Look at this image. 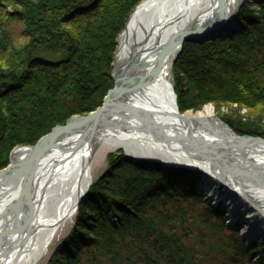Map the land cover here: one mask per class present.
Instances as JSON below:
<instances>
[{"label":"trees","instance_id":"trees-1","mask_svg":"<svg viewBox=\"0 0 264 264\" xmlns=\"http://www.w3.org/2000/svg\"><path fill=\"white\" fill-rule=\"evenodd\" d=\"M141 1L18 0L15 14L24 22L25 41L8 47L0 26V168L13 146L33 144L55 124L101 104L113 86L117 37ZM258 3L257 16L237 17L239 27L218 40L186 43L172 71L182 112L213 103L236 132L264 137V0ZM74 88L82 92L79 103L86 104L65 111ZM116 158L121 171L109 174L111 186L90 187L61 246L72 264H85L82 252L89 247H94L92 264H102L95 259L99 250L112 256L110 264H135L138 258L143 264H205L209 250L196 246L184 226L190 210L164 206L174 197L188 205L202 201L194 186L200 172L149 166L123 153ZM111 210L119 215L117 224L109 221ZM206 211L205 222L213 217L212 226L227 227L220 206L207 205ZM238 239L232 264H264V238L249 244ZM52 260L49 264H56Z\"/></svg>","mask_w":264,"mask_h":264},{"label":"bare ground","instance_id":"bare-ground-1","mask_svg":"<svg viewBox=\"0 0 264 264\" xmlns=\"http://www.w3.org/2000/svg\"><path fill=\"white\" fill-rule=\"evenodd\" d=\"M238 1L138 4L118 38L115 56V77L128 75L94 128L87 131L91 122H77L76 117L73 126L40 147L25 177L21 166L29 146L16 147L12 162L0 170V264L40 263L89 191L91 159L99 149L123 148L174 167L199 166L210 177L205 179L207 200L214 197L223 207L222 201L229 202L245 236L252 241L264 238V143L235 133L215 116L212 106L180 113L169 78L179 50L175 42L190 32L230 25L221 22ZM219 182L231 194L219 193Z\"/></svg>","mask_w":264,"mask_h":264},{"label":"rangeland","instance_id":"rangeland-1","mask_svg":"<svg viewBox=\"0 0 264 264\" xmlns=\"http://www.w3.org/2000/svg\"><path fill=\"white\" fill-rule=\"evenodd\" d=\"M142 1H144V0H142ZM4 2H5L4 3L5 5H3V4L0 5V26L2 29L6 30L5 38H6V41H8V47H10L12 44L19 45L20 43H23L26 39V35L23 31L24 22L21 20V18L17 14H15L16 10H19L21 8V6L19 5L18 0H6ZM137 6H138V4L136 5V7ZM135 8L133 9V11L135 10ZM259 10H261V6L259 5L258 0H239L234 11H233V13L230 15L231 19L228 21V23H231V24L230 25L228 24L229 26L226 25L222 28L218 27L219 29H217V30H214L215 28L212 29L208 33L209 37L205 38V39L203 38L202 40H186L183 43L181 51L179 52L178 56L182 52V49L186 45V43H189V42H207V43L210 42V43H212L211 41L214 42V41H216V39L218 40V38H220L222 35L229 33L233 29H236L239 27V22L237 20V17L241 16L243 19H240V20H244L245 16H247V17L249 15L257 16L255 14V12L257 13V11H259ZM127 21H126V23H127ZM126 23H125V25H126ZM124 29H125V27H124ZM124 29L122 30V32L124 31ZM121 33L117 37V46H118V38L121 35ZM116 52H117V47H116V51L114 53V60L112 63L111 78L113 80V86L111 88H113L115 85V80H114L112 75H113V71L115 68L114 67V61H115ZM178 56H177L174 64L176 63ZM172 70H173V68H172ZM172 70L169 73V78H170V81L173 83V87H174L175 77H174ZM110 89L107 91L104 98H102L101 104L98 105L95 109H93L87 113H75V114L67 117L63 123L55 124L51 128L50 131L46 132L41 137L50 133L58 125L67 124V122L72 117H74L76 115H87L93 111H96L98 108L103 106L105 97L107 96ZM174 90H175V87H174ZM71 91L73 92L74 95L72 98H69V100L73 99V102L70 100L71 102H69V105L66 106L65 111H69V109L74 110L79 106V104L81 106L82 105L81 103H83V105L86 104L85 101L79 103L80 95H82V92L80 91V89L74 88L73 90H70V92L68 94H70ZM175 94H176L177 102H178V96H177L176 90H175ZM75 97H77V98L75 99ZM77 102H78V104H76ZM207 106H212L214 113H215V116H217V118H219L220 120L224 121L222 119V117L217 113L216 106L213 103H207L201 109H198V110L188 109L184 112H189V111L199 112V111L204 110ZM179 111L181 113H184L180 109H179ZM243 112H247V110L244 109ZM223 123L226 125L228 124L225 121ZM236 133H238V132H236ZM238 134L239 135H248L250 137H255V138L258 137V138L264 139V137L259 136V135H252V134H246V133L245 134L238 133ZM39 139L33 144L32 143H22V144H17L15 146H13V148L11 149V151L9 153V157H8L6 165L4 167L0 168V170L5 168L6 166H8L11 163V153H12V151H14V149L16 147L35 145L39 141ZM121 153L128 155L131 159H133L135 161L138 160L139 162H142L143 164L149 163V166H150V164H153L156 167L163 166L165 168L168 167L170 169H179V170L189 169V170H196V171L200 172L199 173L200 177L198 176V178L194 181V186H196L198 193L200 195H202V201H199L196 203L193 202V203L188 205L187 203H185L186 201L179 200V197H174L175 199H172V198L169 199L167 205H164V206H165V209L171 210L174 207L173 205L175 203L177 205L185 206L186 208H188V210H190L188 215L186 216L188 221H186L187 223H185L184 226H186L188 228V230L190 229V232H188V233L191 236L192 242L196 246L202 247V245H203L204 247L206 246V249L209 250V254L205 255V261H206L205 264H232L230 259H231V255L237 249V246H238L237 240H239L238 238L239 237L244 238L246 240V243H248V244L252 242V240H249L245 236L243 229L240 226V224L235 223V221L237 222V220L239 221L240 219L237 216L232 215V213H233L232 208H230V205H228L229 202H227L225 200L222 201L223 203H225V206H224L225 208L223 207V205H221V202H219V203H220V209L223 210L224 216L226 217L225 224L227 227L223 228V225L221 222L217 226L215 225V227L212 226V222L217 221L213 217L211 219V222H205L204 221V220H206V217H204L206 215L205 212L208 213V211H206L207 205L208 206L210 205L212 207H217V205H216L217 201H214V199H215L214 197L213 198L211 197L207 200L208 197L206 195L207 194L206 192H208L209 190H206V187H209V186L206 185L205 179H208L209 176L206 175L207 172L205 170H203L202 168H200L197 165L189 164L190 166H188V167H174L173 165H167L166 162L163 160L133 156V155L127 153L123 148H112V149H104V150L99 149V150L95 151L94 156L91 159V164H90V166H91L90 170H91V175H92V183L90 186L91 188L94 184L96 187L98 185L101 187L102 186L109 187V185L111 186V181H110V178L108 179V176H110V175L115 176V174L118 172L120 166H119V162L115 161V160H117V158L115 159V156H119V154H121ZM117 166H119V167L117 168ZM123 166H125V164H123ZM125 169L126 168L124 167L123 171ZM119 171H121V169ZM102 176L104 178H106L107 180H102V178H101ZM213 180H214V178H213ZM214 181L218 182L216 179ZM158 182H160V181H154V183H158ZM219 183L221 186L220 190H222L221 192L219 191V193L231 194V192L228 190V187H226L224 184H222V182H219ZM151 185L153 187V183H150V186ZM200 187H202V188H200ZM152 191L153 190L151 189L148 193L150 195H152V193H151ZM144 193L146 194L147 192H144ZM87 194H88V190H87V192L84 193L82 198L79 200L76 212L73 215V217L70 220H68L57 232L55 238L53 239L51 245L48 248L47 253L43 256V258L41 259L39 264H49L51 259H53L52 263H56V264H72V262L70 261V258L68 257V254L64 252L65 250L63 248H61V246L64 244L65 238L71 233L73 227L75 226V221H76L75 218H76V215L79 211V206ZM180 198H182V197H180ZM219 198H221V196H219ZM178 200L180 201V203H177ZM215 200H217V199H215ZM142 203H143V201L141 200L139 203V207H141ZM146 206L151 207L152 206L151 201H148ZM154 206L156 208H161L160 204H156ZM212 213L216 214L215 212H212ZM108 218L112 224H117L119 222V215L116 214L112 210L109 212ZM231 218H233V219H231ZM172 223H174V222H172ZM181 223H183V222H181ZM239 223H241V222H239ZM174 224H176V223H174ZM90 226L91 225H88V227H90ZM177 226L179 228L178 230L180 231L181 226L179 225V222H178ZM84 231H87V230L85 229ZM80 232H83V231H80ZM83 235H84V233H83ZM183 239H185V238H183ZM93 252H94V247H89L87 249H84V251L82 252L83 261L85 264H92L90 262V260H93V259H91ZM118 252L121 253L122 255H124V252L121 250V248H120V250L118 249ZM149 252L153 256L152 251L150 250ZM102 253H103L102 250H99L95 254V259L97 261H101L102 264H104V263L110 264V262H112V263L114 262L111 255L110 256H106V255L102 256ZM259 256H260L259 254L258 255L256 254L255 258H258ZM135 260H137V259H135ZM135 264H143V263L141 261H139V258H138V262H136Z\"/></svg>","mask_w":264,"mask_h":264},{"label":"water","instance_id":"water-1","mask_svg":"<svg viewBox=\"0 0 264 264\" xmlns=\"http://www.w3.org/2000/svg\"><path fill=\"white\" fill-rule=\"evenodd\" d=\"M227 18H230V17H225L223 18L222 22H225V21H229V19L227 20ZM231 19V18H230ZM220 23V25H221ZM215 28V27H214ZM213 28L211 27H207L205 28L202 32L201 31H198L197 33L200 34L201 37H199V34H194L196 33L195 31L194 32H190V33H187V34H184L182 38H180V40H178L177 43L179 45V50H178V53H177V56L179 54V52L181 51V48H182V45L183 43L186 41V40H202L203 38H208V33L212 30ZM207 34H206V33ZM205 33V34H204ZM177 58V57H176ZM114 71H113V78L115 80V85L113 88L110 89V91L108 92L107 96L105 97V100H104V103H103V106H101L100 108H98L96 111H93L87 115H76L74 117H72L68 122L67 124L65 125H58L56 128H54L50 133H48L47 135L41 137L39 139V141L35 144V145H32V146H29L31 147V151H30V154L29 156L26 158V160L24 161V163L22 164L21 166V170H22V174L23 176L25 177L27 175V172H28V168L30 166V164L32 163V161L35 160L38 152H39V149L40 147H42L45 143H48V142H51L55 139V137L63 132L64 130L67 129V127L69 126H73L74 125V118H78L77 119V122H87V121H90L91 122V125L89 126L88 130H92L96 124L97 121L100 120V118L108 111V105L110 103V101L114 98V96L118 93L119 91V84L122 80H124V78L126 77V75H128L127 73L128 72H125L122 74L121 77H115V69H116V62L114 61ZM173 89V88H172ZM174 91V90H173ZM174 95L176 97V94L174 92ZM180 112V111H179ZM181 113V112H180ZM222 123L224 121L220 120ZM224 124V123H223ZM226 125V124H225ZM227 126L232 129L228 124ZM233 130V129H232ZM234 131V130H233ZM235 132V131H234ZM236 133V132H235ZM242 136L245 140H249L250 142H253V143H256V142H263L264 143V139L263 138H255V137H250L248 135H240ZM214 146H216V144H214ZM237 149V148H236ZM12 154H13V151L11 153V162H12ZM213 156H209V158L212 159ZM25 183V179H24V182L22 184V187Z\"/></svg>","mask_w":264,"mask_h":264}]
</instances>
